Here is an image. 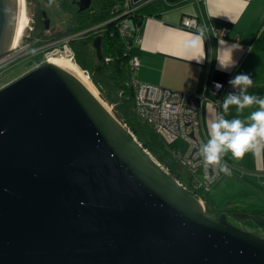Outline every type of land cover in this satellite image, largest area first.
Instances as JSON below:
<instances>
[{
  "label": "water",
  "instance_id": "water-1",
  "mask_svg": "<svg viewBox=\"0 0 264 264\" xmlns=\"http://www.w3.org/2000/svg\"><path fill=\"white\" fill-rule=\"evenodd\" d=\"M19 7L0 0V58ZM0 264H264V214L206 210L75 76L44 61L0 88Z\"/></svg>",
  "mask_w": 264,
  "mask_h": 264
},
{
  "label": "crops",
  "instance_id": "crops-1",
  "mask_svg": "<svg viewBox=\"0 0 264 264\" xmlns=\"http://www.w3.org/2000/svg\"><path fill=\"white\" fill-rule=\"evenodd\" d=\"M184 16L195 19V28L183 26ZM129 19L137 33L130 48V55L139 62L134 70L137 80L193 93L203 77L227 82L246 73L253 78L248 94L264 96V0H184L156 15L141 17L138 24ZM231 56L236 65L220 70L217 59L226 62ZM229 92L226 86L220 94L219 114ZM257 108L254 105L238 114L235 106H230L225 117L246 120ZM203 112L208 138L215 113L209 105ZM260 145L258 153L248 151L239 160L231 153L225 155L230 174L222 173L206 194L212 210L264 214V140ZM211 191L213 197L208 198Z\"/></svg>",
  "mask_w": 264,
  "mask_h": 264
},
{
  "label": "built area",
  "instance_id": "built-area-1",
  "mask_svg": "<svg viewBox=\"0 0 264 264\" xmlns=\"http://www.w3.org/2000/svg\"><path fill=\"white\" fill-rule=\"evenodd\" d=\"M138 1L122 0L121 13L110 19H119L117 24L118 31L123 35L125 34V36L131 37V42L126 41L125 47L128 49L131 48L133 39L137 37V33L129 25L124 15L133 11L135 6L140 4V1ZM181 23L183 26L189 28H195L196 26L195 19L189 16H184ZM104 24L99 23L88 29L65 35L58 40H52L51 43L47 42L49 45L39 50L42 51L40 53L43 56V62L48 61L51 56H63L75 62V54L70 41L80 36L84 31H95ZM28 28L31 29V26H28ZM220 33H223V30ZM98 35L100 36L101 33ZM14 50L15 47L0 58V68L10 62ZM138 64L137 58L130 56L129 67L132 71L131 85L133 89L134 111L142 122L150 125L168 147L169 156L177 167L178 173L174 177L178 183L201 201L202 194H207L214 182L223 173L218 167L206 166L199 153L200 146L207 141L203 127V111L209 105L215 113V118L218 116L222 90L226 86H229L231 91H233L228 84L230 78L227 82H222L203 77L198 89L193 93H187L137 80L134 76V70L138 67ZM83 71L90 79L88 71ZM216 82L223 84V88L219 91L214 87ZM123 124L126 126L125 123ZM131 134L133 135L132 132ZM133 137L136 139L134 135ZM179 138L184 139L187 144L186 148L182 151L175 146ZM138 143L141 144L139 141ZM145 150L148 152L146 148ZM223 161L226 162L229 168L230 164L227 160L223 158ZM161 166L169 173L167 167Z\"/></svg>",
  "mask_w": 264,
  "mask_h": 264
},
{
  "label": "trees",
  "instance_id": "trees-1",
  "mask_svg": "<svg viewBox=\"0 0 264 264\" xmlns=\"http://www.w3.org/2000/svg\"><path fill=\"white\" fill-rule=\"evenodd\" d=\"M55 1L64 11L69 13V17L63 29L58 30L52 36L45 35L43 37L58 40L65 35L88 29L99 23H105L95 31H84L80 36L70 41L75 54V64L80 70L88 71L91 82L96 86L100 97L113 106L116 116L127 125L141 146L167 167L171 175H177V167L169 156L168 147L149 124L139 119L133 108L132 71L129 67L131 55L130 49L125 47L126 41L131 42L132 39L118 31L119 19L110 20L113 16L121 13L122 0H90V4L84 9H79L73 0ZM183 1L145 0V2H140L138 6H135L133 11L126 13L124 17L127 21L132 18L138 24L141 17L156 15L162 10ZM39 15L40 12L37 9L34 30L37 31L38 29L39 31L40 29L38 34L42 35L44 27L39 20ZM99 33H101L100 59L97 58L92 47V41L94 37L99 36ZM40 56L41 53L33 55L34 58ZM204 206L206 210L213 211L206 200V196Z\"/></svg>",
  "mask_w": 264,
  "mask_h": 264
},
{
  "label": "clouds",
  "instance_id": "clouds-1",
  "mask_svg": "<svg viewBox=\"0 0 264 264\" xmlns=\"http://www.w3.org/2000/svg\"><path fill=\"white\" fill-rule=\"evenodd\" d=\"M218 60L220 70H228L236 65L232 56L226 62ZM233 91L223 99L222 112L210 123L206 143L199 148L200 156L206 166L218 167L225 174H230L223 158L231 153L232 157L239 160L246 152L260 151V141L264 140V96L248 94V89L253 86L250 74L239 73L228 81ZM215 89L219 91L223 84L216 82ZM258 106L246 120L240 118L227 119L225 114L230 106H235L236 112L243 113L245 109Z\"/></svg>",
  "mask_w": 264,
  "mask_h": 264
},
{
  "label": "rangeland",
  "instance_id": "rangeland-1",
  "mask_svg": "<svg viewBox=\"0 0 264 264\" xmlns=\"http://www.w3.org/2000/svg\"><path fill=\"white\" fill-rule=\"evenodd\" d=\"M25 6H26V14L28 17V23H27V26L24 28V31L22 32V34L20 36V39L18 41L17 46L15 47L12 59L10 60L9 63H7L6 65H4L3 67L0 68V88L43 62L42 54L39 58L37 57L38 59L34 58L33 55L35 53L38 54V53L42 52V51H39L41 48L43 49L45 46L49 45L48 43H51L52 40H55L51 37L48 39L47 37H43V36H45V35L46 36L47 35L52 36L58 30L63 29L64 25L66 24L67 18L69 17V15H68L69 13L64 11L57 4V2L55 0H25ZM38 8L46 9L48 17L50 19V26L48 29H46L44 31V33L42 35H40V33L38 34L40 29H39V31H38V29H37V31L34 30V25L36 22L35 13L37 12ZM28 26H31V29H29ZM93 86L96 88V86L94 84H93ZM107 105L109 106L110 111H112L113 114L116 116L115 112L113 111V106L110 105L109 103H107ZM186 145L187 144H186L185 140L182 138L177 139L176 144H175V146L177 148H179L181 151L186 148ZM149 154L151 155V157L155 161L160 163L155 158V156H153L152 153L149 152ZM161 165H163V164H161ZM175 177H176V175H175ZM213 194L214 193L211 191L210 195H208V198L213 197ZM205 196H206L205 193H203L202 197H201V201H202L203 205L205 203ZM223 201H221L220 203L222 204ZM216 209H217V206H216ZM213 212H215V210H213ZM248 212H250V211H248Z\"/></svg>",
  "mask_w": 264,
  "mask_h": 264
},
{
  "label": "bare ground",
  "instance_id": "bare-ground-1",
  "mask_svg": "<svg viewBox=\"0 0 264 264\" xmlns=\"http://www.w3.org/2000/svg\"><path fill=\"white\" fill-rule=\"evenodd\" d=\"M19 3L20 7L18 23L11 47L17 46L20 36L28 23L25 0H19ZM48 61L56 64L57 66L63 68L64 70L75 76L95 97H97V99H99V101L103 104V106H105V108H107V110H110L107 103L99 96L98 90L93 86L91 80L88 78L85 72H83L76 66L74 61H71L63 56H51L49 57Z\"/></svg>",
  "mask_w": 264,
  "mask_h": 264
},
{
  "label": "flooded vegetation",
  "instance_id": "flooded-vegetation-1",
  "mask_svg": "<svg viewBox=\"0 0 264 264\" xmlns=\"http://www.w3.org/2000/svg\"><path fill=\"white\" fill-rule=\"evenodd\" d=\"M74 2H75V4H77V0H73ZM42 9H44V8H38V12H40V15H39V20H41V24L43 25V27H44V24H43V21H42V17H41V10ZM46 10V9H45ZM47 11V10H46ZM47 16H48V14H47ZM35 21V20H34ZM49 26H50V19H49V25H48V28H49ZM48 28H43V30L45 31L46 29H48ZM245 224H247V225H253L252 223H251V221H249V220H245V221H243Z\"/></svg>",
  "mask_w": 264,
  "mask_h": 264
}]
</instances>
